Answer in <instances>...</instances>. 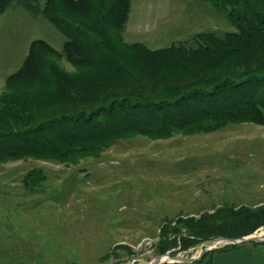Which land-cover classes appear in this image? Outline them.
I'll list each match as a JSON object with an SVG mask.
<instances>
[{"label":"rangeland","instance_id":"rangeland-1","mask_svg":"<svg viewBox=\"0 0 264 264\" xmlns=\"http://www.w3.org/2000/svg\"><path fill=\"white\" fill-rule=\"evenodd\" d=\"M129 12L123 40L152 49L234 30L205 0H131ZM36 38L62 49L64 36L13 0L0 15V92ZM263 203L264 123L245 119L168 137L132 133L69 160L8 159L0 161V264H149L163 254L156 251L162 224ZM250 234L263 238L264 226ZM206 242L166 252L196 256Z\"/></svg>","mask_w":264,"mask_h":264},{"label":"trees","instance_id":"trees-1","mask_svg":"<svg viewBox=\"0 0 264 264\" xmlns=\"http://www.w3.org/2000/svg\"><path fill=\"white\" fill-rule=\"evenodd\" d=\"M13 0H0V15ZM63 36L62 49L36 38L0 92V161L24 156L69 160L93 155L132 133L168 137L227 119L264 123V0H205L232 31H201L190 44L125 42L131 0H18ZM70 62L66 71L54 57ZM159 229L157 252L264 226V203L222 205ZM179 241V245H178ZM264 245L262 241H249ZM225 244L206 251L235 247ZM178 249H174L175 253ZM205 264H208L206 262Z\"/></svg>","mask_w":264,"mask_h":264},{"label":"crops","instance_id":"crops-1","mask_svg":"<svg viewBox=\"0 0 264 264\" xmlns=\"http://www.w3.org/2000/svg\"><path fill=\"white\" fill-rule=\"evenodd\" d=\"M206 262L208 264H264V245L247 242L231 248L215 249L210 251L200 264Z\"/></svg>","mask_w":264,"mask_h":264},{"label":"water","instance_id":"water-1","mask_svg":"<svg viewBox=\"0 0 264 264\" xmlns=\"http://www.w3.org/2000/svg\"><path fill=\"white\" fill-rule=\"evenodd\" d=\"M262 240H264V237L259 238L258 236L253 235V234L242 236V237H237V238L218 236V237H214V238L207 240L206 244H204V246L202 247V249L196 256H181V255L170 254L166 252V253L158 254L157 256H155L154 259L149 264H162L164 262H193V261H196L200 259V257L206 251L216 246L214 242H217V243L223 242L224 244H239L242 242L262 241Z\"/></svg>","mask_w":264,"mask_h":264},{"label":"bare ground","instance_id":"bare-ground-1","mask_svg":"<svg viewBox=\"0 0 264 264\" xmlns=\"http://www.w3.org/2000/svg\"><path fill=\"white\" fill-rule=\"evenodd\" d=\"M262 234V233H261ZM214 244H218L217 242H214Z\"/></svg>","mask_w":264,"mask_h":264}]
</instances>
